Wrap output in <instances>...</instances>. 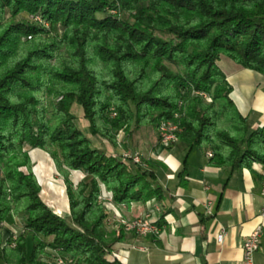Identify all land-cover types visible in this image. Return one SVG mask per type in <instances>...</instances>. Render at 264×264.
<instances>
[{
	"label": "trees",
	"instance_id": "16d2710c",
	"mask_svg": "<svg viewBox=\"0 0 264 264\" xmlns=\"http://www.w3.org/2000/svg\"><path fill=\"white\" fill-rule=\"evenodd\" d=\"M223 58L264 77V0H0V263L123 264L110 260L124 230L108 227L103 190L117 205L171 200L156 161L133 164L92 138L129 151L141 129L171 121L215 167L264 166V129L233 102ZM29 149L54 162L69 220L44 202ZM14 217L25 233L3 246Z\"/></svg>",
	"mask_w": 264,
	"mask_h": 264
},
{
	"label": "crops",
	"instance_id": "0c3cea01",
	"mask_svg": "<svg viewBox=\"0 0 264 264\" xmlns=\"http://www.w3.org/2000/svg\"><path fill=\"white\" fill-rule=\"evenodd\" d=\"M226 75L233 86L231 98L240 113L264 129V77L243 69L233 71L232 76ZM251 79L256 81L255 84L239 86V80ZM144 141L142 145L129 142V151L115 149L104 141H96L97 145L104 147L111 155L135 153L138 149L142 158L156 161L158 182L171 199L163 203L153 200L146 204L111 206L108 210L109 221L132 220L153 212V219L160 232L159 235L145 239L124 232L123 240L116 245L110 260L117 259L123 264H242L243 244L247 236L259 224L264 228V166L255 164L251 170L233 172L229 168L215 167L208 152L198 148L189 149L180 142L174 143L169 149H163L159 144L158 133L154 139ZM182 172H186L185 186L180 184L179 175ZM83 178L79 172L71 175L75 184ZM41 195L43 198V189ZM44 202L47 203L45 200ZM63 203L65 205L62 209L50 208L56 215L69 219L67 196ZM156 208L160 212L155 211ZM5 225L2 231L3 246L11 236L18 238L25 233L19 218L14 217ZM222 231L227 235L224 242L219 244L217 238ZM33 243V235L28 234L29 254ZM49 254L53 252L49 251ZM46 262L55 264L56 260ZM254 263L264 264V236Z\"/></svg>",
	"mask_w": 264,
	"mask_h": 264
},
{
	"label": "built area",
	"instance_id": "2783aa9c",
	"mask_svg": "<svg viewBox=\"0 0 264 264\" xmlns=\"http://www.w3.org/2000/svg\"><path fill=\"white\" fill-rule=\"evenodd\" d=\"M36 21L41 22L40 18H35ZM204 98H208L207 95H203ZM181 132V128L171 122H164L161 124L158 134H159V144L163 149H169L174 143L178 141L177 136L178 133ZM122 157L126 161H131L133 164L141 165L142 160L139 155L132 154L131 152H124ZM208 157L212 158L213 154L208 152ZM262 196L264 198V174L262 177ZM104 202L107 210L115 203L113 201V197L111 193L105 190V193L102 194L101 197ZM124 206V205H123ZM210 204H208L207 208H209ZM155 211L160 212L159 208H156ZM209 212V211H208ZM262 216L264 217V207L262 211ZM210 213V212H209ZM123 228L125 233H130L135 235L137 238L145 239L150 236L159 235L160 229L157 222L153 219V212H147L144 216L132 219V220H108V227L113 228L116 225ZM226 232L222 231V233L218 236L217 240L219 244L224 242L226 237ZM264 236V228L262 224L257 225L251 233L247 236L244 244H243V263L242 264H255L254 257L255 254L261 249L262 239ZM14 241L17 239L13 237ZM14 247L15 244L13 243ZM0 264H8V263H0ZM55 264H73L71 259L58 257L56 259Z\"/></svg>",
	"mask_w": 264,
	"mask_h": 264
},
{
	"label": "rangeland",
	"instance_id": "374dc122",
	"mask_svg": "<svg viewBox=\"0 0 264 264\" xmlns=\"http://www.w3.org/2000/svg\"><path fill=\"white\" fill-rule=\"evenodd\" d=\"M115 13V12H114ZM30 19V18H28ZM33 22V21H32ZM39 22V21H37ZM219 66L221 69L228 75L232 76V72L235 70H240L241 68L234 64L232 61H230L227 58H223L219 62ZM256 81L254 79H251V81H244V80H239V86L241 84L242 87H244L245 84L253 85L255 84ZM238 84V83H236ZM246 86V85H245ZM238 87V86H237ZM73 115L77 119V126L84 132V133H89L88 132V127L89 123L84 119V114L83 110L79 106H74L72 109ZM158 133L157 130L150 128V127H145L140 130V132L135 136L134 141L132 142L133 144L137 143L138 145H142L145 143V139H154L156 134ZM139 137H144L143 139H140ZM138 139V140H137ZM100 141V140H96ZM96 141H93V146L98 147V148H104L99 145H97ZM138 141V142H137ZM138 149L137 152L132 153V154H138ZM29 154L33 163V172L35 176L37 177L38 182L41 184V188L43 189V198L47 202L46 204L49 207H55L62 209L63 206L65 205L63 202L66 200V193H64V184H63V179L58 173L54 162L50 158V156L41 151V150H30L29 149ZM141 160L142 157L139 155ZM75 179V176L73 177ZM63 217V216H62ZM16 218V217H15ZM64 218V217H63ZM69 220V219H66ZM7 223V222H6ZM5 223V224H6ZM3 229L5 228V225Z\"/></svg>",
	"mask_w": 264,
	"mask_h": 264
}]
</instances>
